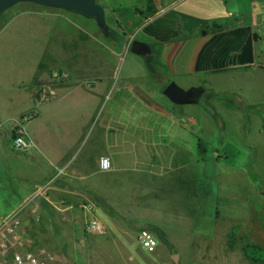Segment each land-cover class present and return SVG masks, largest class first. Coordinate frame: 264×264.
I'll return each mask as SVG.
<instances>
[{
    "label": "rangeland",
    "instance_id": "rangeland-1",
    "mask_svg": "<svg viewBox=\"0 0 264 264\" xmlns=\"http://www.w3.org/2000/svg\"><path fill=\"white\" fill-rule=\"evenodd\" d=\"M225 3L237 19L251 8L246 0ZM257 3L258 14L264 1ZM46 10L52 14L48 23L37 16L24 20ZM59 10L17 2L0 14V117L26 108L25 93L33 85L57 92L56 86L74 78L101 75L96 92L103 96L90 97L84 85L75 84L78 91L64 101L61 115L56 118L55 111L47 121L59 128L62 139L75 141L69 166L90 173L98 170L100 156L109 158L113 169L94 178L105 180L109 194L118 190L112 193V211L126 223L106 225L104 234L94 235L84 227L85 211L77 209L79 227H52L49 240L22 223L33 240L54 253L58 264H248L243 253L224 249L222 233L235 222L255 225V206L263 203V106H249L234 92L233 75L200 103H171L160 81L147 79V62L129 51L133 33L116 32L109 15L104 16L107 30L99 27L95 34V20L83 16L61 19L53 30L49 23ZM119 37L127 38L128 50L110 47ZM53 68L66 71L65 83L49 81ZM117 85L125 87L121 97ZM144 87L146 105L135 96ZM152 102L163 111L157 113ZM48 184L47 179L41 183ZM11 212L0 210L2 216ZM153 228L164 245L161 255L157 248L145 252L137 241L141 229ZM169 251L180 260L169 257Z\"/></svg>",
    "mask_w": 264,
    "mask_h": 264
},
{
    "label": "crops",
    "instance_id": "crops-1",
    "mask_svg": "<svg viewBox=\"0 0 264 264\" xmlns=\"http://www.w3.org/2000/svg\"><path fill=\"white\" fill-rule=\"evenodd\" d=\"M152 1L155 12L141 15L134 9H144L146 0H96L104 8L105 15L111 17L116 32H131L134 34L131 44L138 41L145 45L144 54H134L147 62V79H158L161 91L170 81L184 89L197 88L201 90L204 98L213 89L219 92L223 83L230 81L233 75L236 82L234 92L242 99H247L249 106H263L264 110V53L261 52L257 35L261 21V8L260 14H257L256 5L259 0H246L251 8L238 19L231 13L226 0ZM19 2L40 5L29 1ZM115 8L128 10L114 11ZM50 15L52 14L49 10L43 13L32 12L24 15V20L29 21L37 16L42 22L48 23L46 20ZM76 16L91 18L77 11L62 9L54 14V22L49 24L55 30L61 19H73ZM98 30L100 29L97 25L93 33ZM77 33L75 37H78L79 32ZM110 33L113 37L115 31L110 30ZM110 42L113 43L111 39ZM114 43L116 46L111 44L112 49L128 50L127 38L122 40L119 37ZM58 65L65 69L61 64ZM78 83L80 86L84 85L87 90L83 93L90 97L96 98V94H104L103 91L96 92V86L103 83L101 75L88 80L74 78L67 84L58 85L56 87L59 89L52 99H49L47 92L50 86L33 85L25 93L28 98L26 108L19 110L15 116H5L3 120L0 117V210H21V222L29 227L32 234L43 236L46 240H49L52 227L65 224L79 227L76 210L81 209L84 212L82 206L87 201L94 203L105 227H120L126 223L118 212L112 211L116 197L113 194L118 190L112 188L113 194H109L105 180L94 178L96 173H107L113 169L100 168L101 159H107L111 167L109 158L100 156L96 162L98 170L90 173H83L82 167L69 166L75 141L62 139L63 134L59 128L52 127L47 121L55 111L56 118L61 115L60 109L64 101L77 93L75 84ZM253 86L260 91L254 92ZM145 87L141 92H135V96L146 105ZM116 88V93H120L121 97L125 87L117 85ZM157 103L158 105L149 103V106L160 113L163 107ZM28 113L34 116L26 123L25 130L34 141L35 147L26 152L15 151L11 147V132L21 117ZM45 179L52 180V184L40 195L34 196ZM260 196L263 203L255 206L258 215L254 219L255 225L248 224L243 227L235 222L228 225L222 233L224 249L229 253H243L248 264H264L251 261L243 251L248 244L257 245L264 250V197L261 192ZM2 217L0 214V220ZM156 231L154 228L151 230L154 236ZM71 240L74 238L71 237ZM156 240L157 252L161 255L164 245L160 238ZM168 254L169 257L174 256L171 251ZM174 254L180 260L179 255Z\"/></svg>",
    "mask_w": 264,
    "mask_h": 264
},
{
    "label": "built area",
    "instance_id": "built-area-1",
    "mask_svg": "<svg viewBox=\"0 0 264 264\" xmlns=\"http://www.w3.org/2000/svg\"><path fill=\"white\" fill-rule=\"evenodd\" d=\"M257 35L261 44V52L264 53V5L261 7V21ZM67 79L68 74L63 69H51L49 75L51 83H65ZM53 89V87H49L47 90L49 99L55 96ZM33 116L32 113L23 115L14 126L10 137L13 150L26 152L35 147L34 141L25 130L26 123L31 121ZM100 168L103 170L110 168L107 159L100 160ZM49 186L50 184L41 186L34 196L40 195ZM82 208L86 213L84 221L86 231L94 235L104 234L106 227L98 216L94 203L87 201ZM20 214L21 210H16L3 216L0 220V264H58L54 253L33 240L28 229L22 224ZM137 241L141 249L147 253H153L157 247L156 238L146 229L139 231Z\"/></svg>",
    "mask_w": 264,
    "mask_h": 264
},
{
    "label": "water",
    "instance_id": "water-1",
    "mask_svg": "<svg viewBox=\"0 0 264 264\" xmlns=\"http://www.w3.org/2000/svg\"><path fill=\"white\" fill-rule=\"evenodd\" d=\"M19 1H29L40 5L57 7L61 9L73 10L80 12L86 16L93 17L97 25L104 31L107 30L105 24L104 8L96 2V0H0V14ZM142 44L138 41H134L130 45V51L133 53H140L139 48ZM197 88L184 89L177 85L176 82L170 81L163 89L162 94L174 104H188L197 103L198 96L196 94ZM261 195L264 197V189L261 191ZM176 255H174V258Z\"/></svg>",
    "mask_w": 264,
    "mask_h": 264
},
{
    "label": "trees",
    "instance_id": "trees-1",
    "mask_svg": "<svg viewBox=\"0 0 264 264\" xmlns=\"http://www.w3.org/2000/svg\"><path fill=\"white\" fill-rule=\"evenodd\" d=\"M125 10H128V9H118V8L114 9V11H125ZM134 11L141 14V15H144L145 12L147 14H153L155 12L153 1L152 0H146L144 9L135 8ZM263 69H264V67H263ZM243 251H244L245 256L248 259H250L251 261H253V262H264V257L259 258V256L255 255L256 253L257 254H259V253L264 254V250L261 247L254 245V244H248V245L244 246Z\"/></svg>",
    "mask_w": 264,
    "mask_h": 264
},
{
    "label": "flooded vegetation",
    "instance_id": "flooded-vegetation-1",
    "mask_svg": "<svg viewBox=\"0 0 264 264\" xmlns=\"http://www.w3.org/2000/svg\"><path fill=\"white\" fill-rule=\"evenodd\" d=\"M139 52H140L141 54H144V53L146 52V47H145V45H142V47L139 48ZM194 95H197V96H198L197 103H200V102L202 101V99H203V97H202V93H201V90L198 89V90L196 91V94H194ZM171 103H172V102H171ZM154 104L158 105L157 102H154ZM216 156L219 157L218 153L216 154Z\"/></svg>",
    "mask_w": 264,
    "mask_h": 264
}]
</instances>
